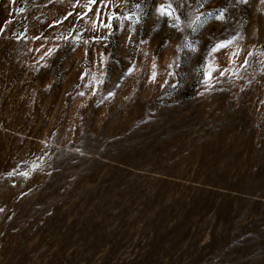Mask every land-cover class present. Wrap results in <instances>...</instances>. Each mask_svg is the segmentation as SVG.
Masks as SVG:
<instances>
[{
	"label": "rangeland",
	"instance_id": "374dc122",
	"mask_svg": "<svg viewBox=\"0 0 264 264\" xmlns=\"http://www.w3.org/2000/svg\"><path fill=\"white\" fill-rule=\"evenodd\" d=\"M89 3L0 0V264H264V2Z\"/></svg>",
	"mask_w": 264,
	"mask_h": 264
},
{
	"label": "snow or ice",
	"instance_id": "6c2138e0",
	"mask_svg": "<svg viewBox=\"0 0 264 264\" xmlns=\"http://www.w3.org/2000/svg\"><path fill=\"white\" fill-rule=\"evenodd\" d=\"M244 2H246V0H244ZM262 2H264V0H262ZM96 3V0H90V3L89 4H86L84 5L83 7H86L88 9V11H91V4H94ZM134 7L136 9H140V4H136L134 5ZM21 12H23L24 10L23 9H20ZM157 11L159 12V14L161 16H168L170 18H172V20L174 21V23L172 24L173 27H176L177 29L180 28V17L178 15H176V9H174L172 7V3L169 2L167 3L166 5H161ZM69 15H71V13H69ZM87 15V12H85L83 14V16H86ZM207 17H210L212 19H215V20H223L224 19V11L223 10H219L217 13L213 14V13H207L205 14ZM83 16H81L80 18L83 19ZM97 18L99 19V12H97ZM109 20H112V19H117V20H120L121 18L118 17V16H115V15H110L109 17ZM65 19H67V17H65ZM123 19H129V20H132L133 23H138L139 22V18L136 17V18H133V15H128V16H125L123 17ZM197 21H200V17L197 16L195 17V19L193 21H191L189 24H188V27H191L192 23H195ZM201 23H203V21H200ZM99 27H105V28H111V23H108V24H105L103 23L102 21H100L99 23ZM92 28L95 30L97 28V22L96 21H93L92 22ZM37 39H39V37H37ZM59 39H68V37L66 36H63V37H59ZM77 42L80 41L81 39V35L80 34H77V36L74 38ZM97 40L100 39V37H96ZM84 43H88L87 40L83 41ZM229 44L231 43V41L228 42ZM224 47H227L226 44H218L216 45L212 51L215 52L221 48H224ZM55 49H49L48 52L45 53V56H51L53 53H54ZM233 55H236V53H234ZM245 64H247V61H245ZM155 67V65H154ZM215 69H212L210 68V70L208 71V73H206L208 75L209 78H211V72L214 71ZM224 73L221 72V75H223ZM155 72L153 73V79L155 78ZM82 95V93H81ZM24 175H27V173H24Z\"/></svg>",
	"mask_w": 264,
	"mask_h": 264
}]
</instances>
